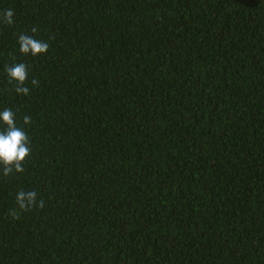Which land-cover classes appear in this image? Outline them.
<instances>
[{"label": "trees", "instance_id": "obj_1", "mask_svg": "<svg viewBox=\"0 0 264 264\" xmlns=\"http://www.w3.org/2000/svg\"><path fill=\"white\" fill-rule=\"evenodd\" d=\"M0 264H264V0H0Z\"/></svg>", "mask_w": 264, "mask_h": 264}]
</instances>
